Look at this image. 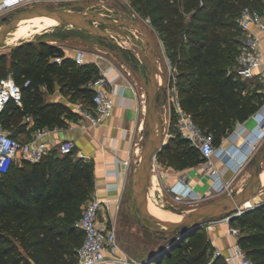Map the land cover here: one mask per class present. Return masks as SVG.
Here are the masks:
<instances>
[{
	"label": "trees",
	"instance_id": "obj_1",
	"mask_svg": "<svg viewBox=\"0 0 264 264\" xmlns=\"http://www.w3.org/2000/svg\"><path fill=\"white\" fill-rule=\"evenodd\" d=\"M162 40L176 70L181 105L216 147L237 123L247 121L264 104L261 85L253 86L234 70L244 32L237 23L252 6L264 15V0H130ZM61 57V62H55ZM12 76L22 88L23 106L10 102L0 115L7 129L33 118L29 134L39 128H68L80 114L70 105L46 99L59 86L72 102L93 105L94 63L77 64L64 49L47 41H27L0 55V80ZM175 119L171 126V132ZM13 134V133H12ZM13 136H15L13 134ZM16 137V136H15ZM173 154L170 165L184 171L204 162L201 152L178 130L158 155ZM95 189L93 164L74 153L52 150L41 161L14 163L0 175V264H76L85 234L77 226L81 209ZM241 230L239 243L255 264H264V204L232 218ZM154 233V232H153ZM166 242L143 264H206L212 243L201 229L155 233ZM159 246V245H158ZM211 264H228L215 257Z\"/></svg>",
	"mask_w": 264,
	"mask_h": 264
},
{
	"label": "built area",
	"instance_id": "obj_2",
	"mask_svg": "<svg viewBox=\"0 0 264 264\" xmlns=\"http://www.w3.org/2000/svg\"><path fill=\"white\" fill-rule=\"evenodd\" d=\"M29 1L0 0V15ZM237 23L244 32V38L234 70L241 78L249 79L254 76L256 69L262 64L261 44L262 35L264 36V15L258 9L246 6L237 18ZM256 30L261 32L262 35H259ZM53 60L61 62L62 58L55 57ZM74 60L77 64H85L86 51L78 50ZM108 86L109 80L106 74L102 72L92 84L94 89L93 105L85 106L81 102L77 103L76 111L87 121L89 126H101L112 116L115 100ZM166 93L167 98L164 106L169 112V117L163 121L166 125L165 141L167 142L172 136L171 126L175 119L179 134L196 147L205 159L203 171L209 173L214 179L215 192L217 194L223 193L228 188L229 182H224L221 179L213 158L220 152L224 154L225 159L233 165L236 171L245 167L250 161L252 153L258 149L260 144L264 143V104L256 114L257 127L260 133L254 135L251 139L245 140L242 146L232 151L222 146L216 147L213 134L198 125L193 115L182 107L175 74H172L169 78ZM10 102L23 106L22 88L11 75L0 80V115ZM26 119L28 122L33 121L32 117ZM57 130L58 128H39L33 130L26 140H21L13 136L12 132L0 122V175L9 172L14 163L41 161L52 150H56L60 155L74 153L75 156L86 159L84 153L76 150L75 141L57 139L54 135ZM248 146H250L249 150H247ZM127 163L129 164V162ZM157 168H159V165L155 159L153 173ZM172 190L179 200L189 202H200L212 196L211 192L198 193L191 185L187 174L178 177L177 184ZM107 204L108 200L98 196H94L86 203L82 216L77 223V226L84 232L85 238L76 250V264H105L109 261L106 256L107 250L118 247V233L114 217L109 213L107 216L100 218V212L106 208ZM253 206L251 204L248 207ZM248 207L243 206V209ZM222 219L227 223L228 234L233 239L231 252L226 255L221 250H217L215 256L223 257L228 264H255L239 243L240 228L231 225L232 218L230 216H225ZM113 261L122 264H140V261L128 258H115Z\"/></svg>",
	"mask_w": 264,
	"mask_h": 264
},
{
	"label": "crops",
	"instance_id": "obj_3",
	"mask_svg": "<svg viewBox=\"0 0 264 264\" xmlns=\"http://www.w3.org/2000/svg\"><path fill=\"white\" fill-rule=\"evenodd\" d=\"M256 32L259 35H262L261 32L257 30ZM63 49L66 56L73 59L78 51L76 49ZM261 50L263 53L262 64L256 69L254 76L249 78V80L251 83H253L252 81H257L258 84L263 86V35ZM86 63H94L100 69V73L104 72L109 80L108 89L112 91V96L115 100V108L112 116L105 124L98 127H92L89 126L87 121L80 115L77 122H71L68 128L58 129L54 135L59 140L75 141L77 145L76 150L84 153L86 156V159L84 160L93 164L95 189L90 198L98 196L102 199L108 200L106 208L100 212V218H103L110 213L115 219V208L123 202L128 193L127 186L132 174L131 168L134 166V162H136L135 158L139 150L138 146L141 144L140 142L144 136L145 127L147 125V98L143 91L136 87L131 78H129V76H127L111 59L105 56L96 57V55L94 56L90 55V53H86ZM260 91L264 93V88ZM60 95H62V93H60ZM165 96L167 98L166 92ZM77 103L79 102H72L70 100H67L66 102V104L70 105L74 110H76ZM258 111L247 121L237 123L234 129L224 137L221 146L225 149L234 151L242 146L245 143V140L251 139L254 135H258L260 133V130L257 127L258 121L256 118ZM32 125L33 121H31L27 127L20 128L15 132L8 130L17 138L26 140L29 137V130ZM263 146L264 143L258 146V149L252 153L250 161L256 158L257 154L261 152ZM213 161L220 172L221 179L224 182H229L228 188L223 193L217 194L215 192L213 185L214 179L209 173H204L203 163H200L193 168L181 172L179 171L178 173L173 172L168 176L163 175V177H161V175L156 172L155 175L153 173L148 190V208L154 177L158 180H161L162 178L166 180L168 177L166 183L173 188L177 184L178 177L181 174H187L191 185H193L198 193L205 194L211 192V198H217L241 192L252 176L255 168V165L251 168V165L249 164L252 161H249L250 163L248 162V165L246 164L244 168L236 171L233 168V165L225 159L224 154H221L220 152H218L213 158ZM127 162H129V164ZM193 172H196L198 177L194 178L192 176ZM251 204L255 207L256 205L264 204V161L260 168V177L256 188V194L250 201L249 205ZM254 206L253 208H255ZM222 218L211 220L205 223L203 227L210 238L212 246L228 255L231 252L233 239L228 234V225ZM151 250L153 249H132V247L122 239L118 241V247L107 250L106 256L109 261L105 264H122L120 262H114L113 259L115 258H128L141 261L149 255Z\"/></svg>",
	"mask_w": 264,
	"mask_h": 264
},
{
	"label": "rangeland",
	"instance_id": "obj_4",
	"mask_svg": "<svg viewBox=\"0 0 264 264\" xmlns=\"http://www.w3.org/2000/svg\"><path fill=\"white\" fill-rule=\"evenodd\" d=\"M35 5H45L52 8H59L61 10L72 13H80V14L99 13L102 14L104 17L113 18V19H123L125 17L138 18L148 27L157 44L158 66L165 75V81H164L163 76L161 74H158V84L163 86L164 84H166V87H168L170 76L172 74H176L175 67L171 63V60L166 55L165 46L162 40L159 38L157 32L150 25L149 19L144 18L139 13H137L131 6L130 0H30L27 3L21 4L11 10L6 11L2 15H0V19L5 15L8 14L10 15L12 13L17 12L20 9ZM96 24H98L99 26L106 29L112 34L113 38L116 40V45H113L108 40L99 38L95 34L89 32L87 29L76 27L73 25L60 24L58 26H53V27H42V28L31 29L26 34L16 39L15 41L8 42V40L14 38L13 37L14 34L8 35L7 42L0 49V55L4 53L11 54L12 49L21 42H27V41L39 42L41 40L59 45L63 48L84 50L86 51V53H90V55H94V56L96 55V57L105 56L111 59L115 64H117L122 69V71L127 76H129V78H131V80L135 83L136 87L140 88L141 91H143V93H145L146 95L141 77L137 72L138 70L143 71L144 68L147 69L148 74L150 72V62L148 59L147 50L144 44L143 37L139 33H135L131 28L112 27L100 23H96ZM1 25L2 22L0 21V27ZM100 75L101 73L99 69V76ZM252 82H253L252 83L253 86L258 84L257 81H252ZM263 88L264 85L263 86L261 85V89ZM60 93H61L60 87L58 86L53 93L46 94V99L53 102H62V103H66L67 100H70V95H67L65 92H62V95H60ZM165 102H166L165 91L163 89H160L158 94V108L163 121H165V119L169 117V112L167 111V108L164 106ZM83 105L89 106V100L86 103L83 102ZM20 123L21 121L19 119H15L9 125L8 127L9 130L14 132L16 130H19ZM165 126L166 125L164 122V128ZM147 132L148 131L146 125L144 136L142 137V140L140 142L141 144H139L138 146L139 150L135 158L136 162H134V166L131 168V173L133 172L137 163H139L143 157ZM176 133H177V126L174 124L172 128V136H175ZM172 158H173L172 153L167 154L164 158L157 157L156 161L159 165V168H157L154 171V175L155 172L161 175V177H163V175L168 176L173 172L178 173L180 170H177L175 168L178 162H176L175 165L169 164ZM256 158L251 160L252 161V162L250 161L251 163L249 162L251 168L255 165ZM18 164L21 163L18 162ZM192 176L194 178L198 177L196 172H193ZM167 179L168 177L166 178V180ZM166 180H164L163 178L161 180H158L157 178L154 177V180L152 181V193L150 197V203L152 206L159 208L160 210L174 213L176 215L175 217H177L178 219L179 218L182 219L187 213L195 210L196 208L205 204L206 202L220 198V197L209 198L200 202H189V201L179 200L176 197V194L173 192L170 185L166 183ZM131 184H132V174L129 180V184L127 186L128 193L125 196L123 202L120 205H117L115 208V213H116L115 223L117 226L118 241L124 239L125 242H127V244L130 247H132V249L144 248L145 250H147L148 248L156 249V247H158L157 249H160L162 244L166 242V239L165 237L156 235L152 231L145 228L144 225L142 224L135 205L134 197L131 190ZM86 203L87 202H85L84 205L82 206L81 215ZM153 216L156 217L155 215ZM217 250L218 249L212 246L206 264L212 263L213 259L216 257L215 254Z\"/></svg>",
	"mask_w": 264,
	"mask_h": 264
},
{
	"label": "water",
	"instance_id": "obj_5",
	"mask_svg": "<svg viewBox=\"0 0 264 264\" xmlns=\"http://www.w3.org/2000/svg\"><path fill=\"white\" fill-rule=\"evenodd\" d=\"M36 13H44L59 19L62 24L73 25L87 29L99 38L110 41L116 45V40L112 34L96 23L112 27H127L139 31L143 37L150 62V72L147 69L137 71L141 77L144 90L147 95L148 116H147V138L143 157L135 166L132 172V192L135 205L140 220L145 228L160 234H173L177 231L188 232L190 230L201 229L205 223L225 216L235 218L239 213H244L253 207L243 209V206L252 200L256 194L259 183L260 168L264 161V146L259 153L255 168L247 184L241 192L229 194L220 198L206 202L195 210L187 213L178 222H168L154 217L148 208V190L153 175L155 159L165 148L168 141H165V128L158 108V94L160 89L167 92L166 84H158V74L165 75L158 66L157 44L148 27L138 18L125 17L123 19H113L104 17L99 13H72L52 8L45 5H35L18 10L15 13L3 16L0 21V49L6 43L8 35L15 29L22 19L28 18ZM170 140V139H169ZM257 206V205H256ZM255 207V206H254ZM157 249L150 251L149 255L140 261L143 264L149 261Z\"/></svg>",
	"mask_w": 264,
	"mask_h": 264
},
{
	"label": "bare ground",
	"instance_id": "obj_6",
	"mask_svg": "<svg viewBox=\"0 0 264 264\" xmlns=\"http://www.w3.org/2000/svg\"><path fill=\"white\" fill-rule=\"evenodd\" d=\"M60 24H62V22L53 16L44 13H36L18 22L15 29L9 34V35L14 34L13 36L14 38L8 40V42L15 41L16 39L20 38L31 29L42 28V27H53V26H58ZM133 31L141 35V33L138 32L137 30L133 29ZM248 148H250V146L247 147V150H249ZM249 203L250 201L247 202L244 205V207L250 206ZM149 209L152 215H155L156 217L163 219L165 221L178 222L179 220H181L180 218L178 219L177 217H175L176 215L174 213L160 210L159 208L152 206L151 203H149Z\"/></svg>",
	"mask_w": 264,
	"mask_h": 264
}]
</instances>
